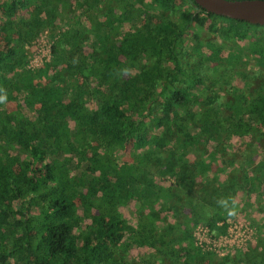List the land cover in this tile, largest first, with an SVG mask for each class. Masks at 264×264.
I'll use <instances>...</instances> for the list:
<instances>
[{
	"label": "trees",
	"instance_id": "1",
	"mask_svg": "<svg viewBox=\"0 0 264 264\" xmlns=\"http://www.w3.org/2000/svg\"><path fill=\"white\" fill-rule=\"evenodd\" d=\"M44 29L50 60L17 70ZM209 35L246 43L251 91L221 89L237 58L218 81L232 49ZM263 75L264 27L193 0H0V264H264V236L223 257L191 236L222 232L238 191L264 196ZM233 137L257 143L256 162ZM220 166L226 180L203 178Z\"/></svg>",
	"mask_w": 264,
	"mask_h": 264
},
{
	"label": "rangeland",
	"instance_id": "2",
	"mask_svg": "<svg viewBox=\"0 0 264 264\" xmlns=\"http://www.w3.org/2000/svg\"><path fill=\"white\" fill-rule=\"evenodd\" d=\"M64 31V28L60 29V33ZM210 36V40L214 39L213 36ZM200 39H206V36L204 33L200 34ZM55 40L54 38H51L50 32L47 29H44L40 31L37 36H35L34 40L32 41L30 46H26L23 55L19 56L15 60V65L17 70H27V71H32L35 70L36 68H39L43 66L44 63L48 62L51 58V46L53 45V42ZM215 40V39H214ZM215 45H230V48L232 49V52L229 51L231 54V57L228 59L227 57V52L225 50H221L220 54L218 57L222 58L221 61H219V73L220 75L216 77V79L220 82L223 80H226L228 77V71H226L228 67V63L230 61L233 62V59L237 58V65L234 66L233 70L237 72L236 78L230 82L229 85H227V80L225 85H221V89L224 90V88H234L236 90H247L251 91L253 87L255 86L256 80H253L252 75L254 74L255 70V65L253 60H251V56L249 54H244L242 55L241 49L245 48L246 43L245 42H230V41H225L219 38H216L215 40ZM214 44V42H213ZM193 41H190L188 39L185 40V47L188 52L193 48ZM236 48L240 49V52L236 51ZM200 52H202L203 55L209 56L208 53H210L206 48H201ZM233 58V59H232ZM226 60V62L223 61ZM228 60H230L228 62ZM206 66V65H205ZM264 76V75H263ZM207 79L210 78L209 75L206 76ZM215 78V76H214ZM209 81H205V84L207 85ZM216 90V89H215ZM228 90V89H226ZM210 91V90H209ZM229 91V90H228ZM38 95H40V92H37ZM223 93V92H220ZM225 93V92H224ZM219 98V101L217 103L221 104L222 108L227 106V99H230L228 96H224V94ZM216 94H219V91L216 90ZM247 98V96H246ZM10 104V103H9ZM7 104L6 106H9ZM228 150H237L236 152V157L238 160L241 159L240 155L242 153L246 152H255L257 155L251 160L252 162H256L258 159V155L260 154V150L258 149L257 143H251L250 140L246 137H244L242 140H239L236 137H233L229 141V145L227 146ZM188 151V158L191 163H193V153L191 150ZM128 152L127 150L123 152H118L116 155L119 157L121 154L123 156H126V153ZM251 154V153H249ZM238 165V163H237ZM244 169H247L245 165ZM228 171L225 167H218L214 171V174L212 175L210 172H207L206 175L203 177L204 179H209L211 177L216 178L219 180V182H222L228 178ZM249 173V172H248ZM250 174V173H249ZM171 181V180H170ZM233 210L234 213L232 217H228L224 220L223 223H220L219 226H217V229H220L222 232L219 230H208L207 234L209 235L206 237V239H215L218 241V238L221 236H224L226 234V230L229 226H231L232 223L239 224V225H246L248 226L250 230V235L248 237V240L246 243L240 248V249H235L233 246H225L223 248H219L218 252L215 250H211L212 248H206L204 246H199L197 245V241L193 240V246L197 248L200 252H207L205 250H209L212 252H209L216 257H219L217 254L223 253L226 255H229L235 251L243 250L247 245H252L255 243V238L256 237H262L264 236V196H257L255 194H252L250 196L246 195L242 191H238L235 196L233 197ZM123 216L131 222L130 216L128 217L125 213H122ZM200 225V224H199ZM197 226V225H196ZM202 226V225H200ZM263 226L259 230V227ZM193 230H191V236L193 233ZM193 239V238H192ZM195 243V244H194ZM203 251H202V250ZM144 250L142 249H133L129 251L127 255V260H139L142 253ZM217 253V254H216ZM224 255V256H226ZM223 257V256H222Z\"/></svg>",
	"mask_w": 264,
	"mask_h": 264
},
{
	"label": "water",
	"instance_id": "3",
	"mask_svg": "<svg viewBox=\"0 0 264 264\" xmlns=\"http://www.w3.org/2000/svg\"><path fill=\"white\" fill-rule=\"evenodd\" d=\"M207 14L264 27V0H193Z\"/></svg>",
	"mask_w": 264,
	"mask_h": 264
},
{
	"label": "built area",
	"instance_id": "4",
	"mask_svg": "<svg viewBox=\"0 0 264 264\" xmlns=\"http://www.w3.org/2000/svg\"><path fill=\"white\" fill-rule=\"evenodd\" d=\"M217 224V226H219ZM192 238L197 241V245L204 246L206 248H212L211 250H215L218 252L219 248H223L225 246H233L235 249H240L248 240V237L250 235V230L248 226L239 225L232 223L231 226H229L226 230V234L224 236H221L218 238V241L215 239H206L209 235L207 234L208 228L205 226L197 225L193 228ZM194 240V241H195ZM195 244V243H194ZM202 250V249H201ZM203 251V250H202ZM207 252H212L209 250H205ZM217 254V253H216ZM219 257H222L226 254L219 253L217 254Z\"/></svg>",
	"mask_w": 264,
	"mask_h": 264
},
{
	"label": "clouds",
	"instance_id": "5",
	"mask_svg": "<svg viewBox=\"0 0 264 264\" xmlns=\"http://www.w3.org/2000/svg\"><path fill=\"white\" fill-rule=\"evenodd\" d=\"M6 99V95H0V102H3Z\"/></svg>",
	"mask_w": 264,
	"mask_h": 264
}]
</instances>
